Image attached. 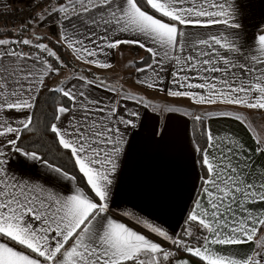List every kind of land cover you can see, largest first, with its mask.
Returning a JSON list of instances; mask_svg holds the SVG:
<instances>
[{
	"label": "snow or ice",
	"instance_id": "6c2138e0",
	"mask_svg": "<svg viewBox=\"0 0 264 264\" xmlns=\"http://www.w3.org/2000/svg\"><path fill=\"white\" fill-rule=\"evenodd\" d=\"M29 7L40 10L0 32V264H264V162L255 170L264 131L247 115L264 112V27L242 42L238 0ZM123 46L146 53L125 67L163 102L92 71L113 68ZM66 68L70 74L49 87ZM42 92L51 95L38 127ZM178 99L199 111L174 106ZM180 112L194 131L200 126L191 144L199 191L180 230L169 231L119 208L115 197L146 123L162 137L156 124ZM212 119L239 125L251 144L215 135L205 124ZM40 134L51 136L70 170L41 153L32 142ZM37 165L43 178L26 175Z\"/></svg>",
	"mask_w": 264,
	"mask_h": 264
},
{
	"label": "crops",
	"instance_id": "0c3cea01",
	"mask_svg": "<svg viewBox=\"0 0 264 264\" xmlns=\"http://www.w3.org/2000/svg\"><path fill=\"white\" fill-rule=\"evenodd\" d=\"M23 1L0 0V9L16 8V5ZM238 3L240 7L239 23L242 25L241 39L242 42L245 40L251 42L252 38L260 34V29L264 27V0H238ZM2 25L0 24V29L5 30ZM36 31L51 36L47 27L38 28ZM52 39L55 40L56 37H52ZM117 53L113 58V68L117 63ZM69 74L70 70L63 69L59 76H54L48 82L54 87L59 80ZM128 77L130 79L125 80L128 89L140 91L159 102L166 99L160 93L140 89L135 85L134 70L133 77ZM173 103L174 106L182 110L199 111L198 107L192 105L191 101L187 99H178ZM247 115L250 119L259 117V119H254V123L258 128L264 130V112H248ZM206 126L210 127L215 135L236 134L237 140L247 145L251 144L247 134L231 120L212 119L206 121ZM155 127L164 129L162 137L159 135L154 137L152 123H146L142 135L137 140L124 167L120 187L115 197V205L121 209L135 210L161 224L169 231L173 229L179 231V226L183 224V219L191 210L199 191V181L196 179L199 169L192 165L191 120L180 112L168 117L166 126L165 119L161 118ZM262 162H264V157L257 158L255 165L257 172L261 171ZM38 169L39 165H37V169L35 167L27 168L25 169L26 175H40L43 178V169Z\"/></svg>",
	"mask_w": 264,
	"mask_h": 264
},
{
	"label": "trees",
	"instance_id": "16d2710c",
	"mask_svg": "<svg viewBox=\"0 0 264 264\" xmlns=\"http://www.w3.org/2000/svg\"><path fill=\"white\" fill-rule=\"evenodd\" d=\"M15 30H10V29H0V32H14ZM54 40V39H53ZM120 51L129 54L132 56L133 60L139 61L141 57L145 56L146 53L143 52V50L136 48L134 46H123ZM64 50L61 49V54H63ZM65 59L69 61V63H73L72 57L70 55L65 56ZM78 67V66H77ZM66 70H70L67 69ZM99 75V74H98ZM49 85V84H48ZM50 87V85H49ZM50 93H41L40 98H39V104L37 108V115L39 117L37 124L38 127L40 126L41 122L44 119V113L48 111V97L50 96ZM206 124V122H205ZM191 131H192V136L193 138L200 140V126L195 125V131H194V126L193 122L191 121ZM32 142L38 147V149L41 151V153L46 154L47 159L57 165H66V167L70 170L71 165L67 162L65 156L63 155L62 150L57 151L56 147L53 145V141L51 139L50 135H44L40 134L37 136L32 137Z\"/></svg>",
	"mask_w": 264,
	"mask_h": 264
},
{
	"label": "rangeland",
	"instance_id": "374dc122",
	"mask_svg": "<svg viewBox=\"0 0 264 264\" xmlns=\"http://www.w3.org/2000/svg\"><path fill=\"white\" fill-rule=\"evenodd\" d=\"M32 2H33V0H24L23 3L16 5V8H18V9L31 8V7H29V5ZM20 25H21V22H18L15 24H10L8 26H5L3 24L2 27L5 29L15 30V29L19 28ZM120 52H122V51H120ZM120 52L117 53V63L115 66L116 68L114 67V68L109 69V70H97V69L93 68L92 71L96 72L99 75H110V74H112L109 77L113 78L114 82L116 81L117 78L123 77L124 79H120L119 83L123 84V86L125 85L124 88L128 89V87L126 86L127 84H126L125 80L129 78L128 76L133 77V70L134 69L127 68V67H125V65H127L129 61H133V58H132V56H130L129 54L124 53V52H122L123 55H121ZM77 66H79V64H77ZM48 84H49V82H48ZM50 87H53V86L50 85ZM262 131H264V130H262Z\"/></svg>",
	"mask_w": 264,
	"mask_h": 264
},
{
	"label": "built area",
	"instance_id": "2783aa9c",
	"mask_svg": "<svg viewBox=\"0 0 264 264\" xmlns=\"http://www.w3.org/2000/svg\"><path fill=\"white\" fill-rule=\"evenodd\" d=\"M39 8H3L0 9V24H4L6 26L10 24H15L18 22H22L29 15H34L35 12H38Z\"/></svg>",
	"mask_w": 264,
	"mask_h": 264
}]
</instances>
